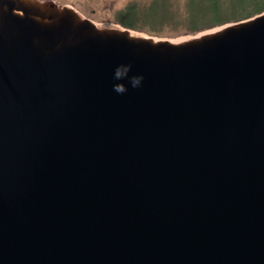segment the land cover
Instances as JSON below:
<instances>
[{
	"label": "water",
	"instance_id": "1",
	"mask_svg": "<svg viewBox=\"0 0 264 264\" xmlns=\"http://www.w3.org/2000/svg\"><path fill=\"white\" fill-rule=\"evenodd\" d=\"M35 1L0 15V264H264V11L153 45Z\"/></svg>",
	"mask_w": 264,
	"mask_h": 264
},
{
	"label": "trees",
	"instance_id": "2",
	"mask_svg": "<svg viewBox=\"0 0 264 264\" xmlns=\"http://www.w3.org/2000/svg\"><path fill=\"white\" fill-rule=\"evenodd\" d=\"M264 11V0H128L111 21L149 35L195 34L252 17Z\"/></svg>",
	"mask_w": 264,
	"mask_h": 264
},
{
	"label": "bare ground",
	"instance_id": "3",
	"mask_svg": "<svg viewBox=\"0 0 264 264\" xmlns=\"http://www.w3.org/2000/svg\"><path fill=\"white\" fill-rule=\"evenodd\" d=\"M32 2H36L35 0H5V3L0 1V15L3 17L4 13L7 11H10L11 14L16 15V16H22V11L19 9L22 5H30ZM10 3V10H9V4ZM42 10L39 9L38 14L33 15L31 17V19L39 26V27H46L49 28L51 30L52 33H57V28L60 24V18L59 19H55V20H47L45 18H43L41 16ZM66 14H68L66 12ZM255 18V17H254ZM251 20H247L244 22H248ZM96 23V22H95ZM96 25L98 26H109L108 28L111 29V31H114L116 34H121V33H125L127 35L128 39H141L144 40V42L147 43H152L153 45H156V43H165V45H176V44H180L192 39H198L200 40V38H204V36H211V35H215V34H221L224 33L228 27L232 26L231 24H227V25H221L212 29H208L202 32H199L195 35H187V36H181V37H175V38H156V37H150L147 34L144 33H140L138 31H125L123 29H119L116 26H113L111 24L108 23H96ZM119 32V33H118ZM203 40V39H202ZM45 39H41V38H34L33 40V44L34 46H39L42 47L43 43H44ZM65 44H67L66 42H58L57 45L54 46V48L50 49V51L53 50H57L61 47H63ZM44 48V47H42ZM47 49V48H46Z\"/></svg>",
	"mask_w": 264,
	"mask_h": 264
},
{
	"label": "rangeland",
	"instance_id": "4",
	"mask_svg": "<svg viewBox=\"0 0 264 264\" xmlns=\"http://www.w3.org/2000/svg\"><path fill=\"white\" fill-rule=\"evenodd\" d=\"M59 4H67L75 8L83 17L96 23L112 22L113 11L124 5L128 0H53ZM1 13V12H0ZM143 32V31H142ZM145 33V32H143ZM147 34V33H146ZM192 34H182L177 36H156L175 38Z\"/></svg>",
	"mask_w": 264,
	"mask_h": 264
},
{
	"label": "clouds",
	"instance_id": "5",
	"mask_svg": "<svg viewBox=\"0 0 264 264\" xmlns=\"http://www.w3.org/2000/svg\"><path fill=\"white\" fill-rule=\"evenodd\" d=\"M43 2V0H41ZM131 70V65H119L116 67L114 71L113 78L115 80H123L127 78V75L129 71ZM143 76H132L130 78V84L133 88L139 87L142 83ZM127 86L123 83H116L113 85V91H115L117 94H124L127 92Z\"/></svg>",
	"mask_w": 264,
	"mask_h": 264
}]
</instances>
